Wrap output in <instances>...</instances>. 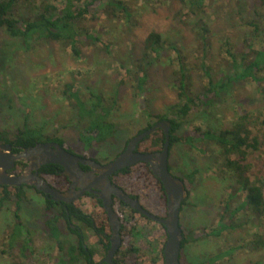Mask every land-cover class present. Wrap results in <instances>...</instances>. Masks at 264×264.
<instances>
[{
  "label": "rangeland",
  "instance_id": "obj_1",
  "mask_svg": "<svg viewBox=\"0 0 264 264\" xmlns=\"http://www.w3.org/2000/svg\"><path fill=\"white\" fill-rule=\"evenodd\" d=\"M24 1L17 6L15 17H34L38 13L37 4L33 3V0ZM125 2L135 12L136 27L126 33L123 31L122 20L114 19L111 22L105 17H99L88 25L98 32L102 42L97 43L95 47L90 45L81 48V55L78 56H74L70 49H63L53 42H41L34 51L27 53L22 50L19 42L5 33H0V98L2 95L5 97L0 99V130L16 132L22 127L24 116L30 111L32 113L28 118L30 127L37 128L46 123L45 128L48 132L58 130L56 136L62 138L68 147L79 151L74 146L78 133L77 128H73L72 110L62 97L65 84H74L75 88L87 98L98 93L106 98L114 97L117 105L115 114L122 121L140 118L143 120L141 123L145 124L151 121L147 116L149 113L166 115L169 113L167 111L169 107L178 103L171 85L177 68V59L172 51H164L163 58L150 69L146 84L148 92L143 98L137 97L131 87L132 79L126 74L128 69L134 68L133 59L140 56L144 40L151 32L161 34L166 45L175 44L188 56L190 88L192 95H195L207 82L200 67L196 66L199 65V61L197 62L199 56L195 51L199 45V40L196 38L198 26L203 25L208 29L206 37L210 40V46L206 48L208 55L204 60L216 79L224 76L228 68L223 44L228 42L232 48L241 51L244 35L248 32L245 26L247 22L253 20L264 26V10L259 0H206L203 11L196 16L188 15V9L179 0H162L156 3L150 0H125ZM49 3L57 7L61 6V0H49ZM106 44L109 46L108 52L102 51ZM254 46L257 48L258 45ZM168 58H172V61ZM260 86L261 94L253 82L237 84L229 97L221 98L207 113L201 107H192L182 128L184 132L182 131L180 136L186 137L188 132L197 127L204 130L210 128L213 131L231 128L234 123L242 121L246 116L243 122L251 132L250 137L259 136V141H264V83ZM202 113L208 114L205 116L206 119L203 118ZM130 131H125L120 136L127 139L132 135ZM123 143L124 140L121 145L117 144L111 148L110 146L100 149L95 147L89 152L98 160L107 157L106 160H101L106 163L113 158V155L120 153L119 151L124 147ZM263 144L258 151H249L246 160V163L250 164L251 183L255 177L264 179ZM207 151L200 153L198 149L189 150L185 146L178 145L174 147L172 156L174 158L170 160L172 166L174 165L171 174L176 177H179L176 168L199 169L198 182L186 199L187 205L180 210V225L184 229L192 230L194 234L200 233L199 230L203 227H209L205 230L206 233L211 227H215L219 213L222 212L228 199L227 186L231 183L226 171L221 168L223 166L217 148L211 146ZM175 163H178V167H175ZM136 188L137 186H134V189ZM243 196L244 193H240V197ZM28 198L29 202L23 203L19 213L24 225L15 231V240L10 245L8 239H5V234L13 230L15 220L12 210L15 207L9 203L2 204L0 264L19 262L20 264H58L62 254L57 245L48 239L45 226L42 225L45 217L39 210L44 206L43 198L35 196L33 191H28ZM240 201V198H236L232 209ZM78 204L82 212L88 216H94L100 210L98 204L90 197L80 198ZM125 211L129 209L126 208ZM246 220L248 223L243 229L232 233L224 232L218 239L206 237L196 243L190 242L185 247L187 260L192 264H199L208 257L214 256L218 250L223 251L238 246L241 249L235 254L232 249L227 250L229 252L227 255H233L232 260H223L217 264L264 262V248L258 251L245 249L247 242L257 239L258 236L264 239V220L251 212H246L239 215L236 222ZM137 226L141 229L142 235L133 239V244L139 249L134 256L132 255L136 260L135 264H162L158 251L166 241V232L164 233L160 225L152 221L149 223L140 221ZM62 227L68 236L76 240V237L67 232L64 221ZM83 230L84 228L81 229L84 234ZM29 236L32 242L28 240ZM87 238L90 240L89 245L94 244L96 236L88 233ZM102 259L101 254L95 257L97 262Z\"/></svg>",
  "mask_w": 264,
  "mask_h": 264
},
{
  "label": "trees",
  "instance_id": "obj_2",
  "mask_svg": "<svg viewBox=\"0 0 264 264\" xmlns=\"http://www.w3.org/2000/svg\"><path fill=\"white\" fill-rule=\"evenodd\" d=\"M21 1L23 0H0V33H5L19 42L22 50L27 53L34 51L41 42H53L63 49H70L74 56L81 55V48L90 45L95 47L97 43L102 42L98 32L92 30L88 25L89 22L95 21L99 17H105L111 22L114 19L122 20L123 31L126 33H129L137 25V21L134 20L135 12L125 0H61L60 7L52 5L49 0H33V3L37 4L38 13L32 18L15 17L14 12ZM150 1L156 3L162 0ZM179 1L188 9V15L196 16L203 11L206 0ZM259 1L261 8L264 10V0ZM245 26L248 32L244 35L241 51L232 48L228 42L223 44L227 56L228 71L226 70L225 75L219 79L213 77L210 67L205 64L204 60L208 55L206 48L210 46V40L206 37L208 29L203 25L198 26L199 31L196 38L199 40V45L195 51L199 56L197 60L199 65L196 66L200 67L207 82L195 95H192L190 88L191 83L187 67L188 56L183 54L182 50L175 44L169 43L166 45L159 33L151 32L145 38L140 56L133 59L135 62L134 68L128 69L126 74L132 79L130 81L131 87L137 97L143 98L148 92L146 84L150 69L163 58L164 51L175 53L177 68L174 71V79L171 85L176 93L178 103L169 107L167 110L169 113L166 115L149 113L147 116L151 118V121L145 124L141 123L143 120L140 118L128 120L127 122L122 121L115 114L117 110L116 98H106L101 93L92 94L87 98L86 95H82L75 88L74 84L67 83L63 87L62 97L72 110L73 128H77L78 133L74 146L79 151L73 147H68L62 138L57 137L58 130L48 132L45 128L46 123H43L41 127H30L28 125V118L32 115L30 111L26 113L22 127L18 128L16 132L6 129L0 130V144L12 145L13 152L18 153L21 149L35 146L38 143L55 142L71 154L100 164H106L116 158L119 153H116L112 159L104 163L103 161L107 157L98 160L92 157L89 151H92L95 147L100 149L109 146L111 148L117 144L121 145L124 140V147L121 149L123 151L133 137L147 131L157 122L167 120L170 123L168 158L170 173L171 168L174 166H172L170 160L174 158L172 156L175 146L182 145L189 150L198 149L200 153H207L211 146L216 147L220 155L219 160L222 161L221 166L223 167L221 168L226 171V175L229 176L228 179L231 180V183L227 186L229 190L228 199L222 212L219 213L215 227H211L208 233L205 230L209 227H203L199 230L200 233L194 234L192 230L184 229L180 225L183 241L179 261L180 264H192L187 260L185 252V247L190 242L196 243L206 237L218 239L224 232L232 233L243 229L248 221H236L239 215L246 212H251L254 216L264 220V179L261 180L255 177L251 183L249 178L250 164L246 163L249 151H258L264 141L260 142L259 136L250 137L251 132L248 130L246 123L243 122L246 116L242 118V121L234 123L231 128L213 131L210 128L204 130L197 127L188 132L186 137L180 136L186 116L192 107H201L207 113L210 108L216 106L221 98L229 97L237 84L246 81L255 83L259 94H261L260 85L264 83V26L253 20L248 21ZM254 45H258L257 48ZM102 51L108 52L109 46L104 45ZM168 59L172 61V58ZM170 61L169 63H171ZM118 86L120 87V84ZM115 92L117 93V91ZM3 97L4 95L0 99ZM207 115H203V118L206 119L205 116ZM125 131H130L129 133L132 134L127 139L120 136ZM164 142L163 132L156 130L143 139L137 145L135 151L141 154L157 153L162 150ZM25 166L24 163L18 162L10 173L18 175ZM175 167H178V163H175ZM82 169L88 171L87 167H82ZM176 169L179 174L178 178L183 181L189 196L196 182H198L199 169ZM61 171L60 166L50 164L39 169V176L52 188L65 192L69 181L65 176L60 175ZM110 181L130 198L136 199L139 205L148 213L160 219L166 218L167 198L163 186L154 177L146 164L138 163L119 170L110 177ZM134 186H137V188L134 189ZM0 190V212L3 203L12 204L15 207L12 210L13 219L15 220L13 230L5 234V239H8L9 245L15 240V231L24 225L19 213L22 210L23 203L29 202L28 191H33L35 196L43 198L44 206L39 210L45 217L42 225L45 226L48 239L57 245L59 252L62 254L61 263L104 264L102 260L97 262L95 257L101 254L104 258L110 247L111 229L100 200L93 196L90 197L93 202L98 204L100 210L94 216H88L82 212L78 200L71 205H63V207L62 204L50 200L31 186L23 185L17 188L0 186ZM240 193H244V196L240 197ZM236 198H240L241 201L237 202V206L232 209V204L235 203ZM184 205H187L186 201L182 207ZM126 208L129 211L126 212ZM112 209L117 214L121 224L119 230L121 246L114 256V262L115 264H132V262L135 264L136 260L132 255L134 256L139 249L133 244V239L142 235L141 229L137 225L140 221H145V223L151 221L140 216L136 211L115 198H112ZM62 221L65 223L67 232L76 237V240L66 234L62 227ZM160 227L165 233V229L161 225ZM82 228H84V234L81 231ZM88 233L96 236L92 245L88 244L90 242L87 238ZM28 240L31 241L30 236ZM164 244L158 251V257L162 260V264H164ZM261 248H264V239L259 236L257 239L247 242L245 246L247 251H258ZM229 249H232L231 251L235 254L241 248L234 246ZM229 249L218 250L214 256L208 257L199 264H217L223 260L230 261L233 255H227ZM123 250L124 252L121 253ZM60 261L58 264H60ZM259 264H264V262H259Z\"/></svg>",
  "mask_w": 264,
  "mask_h": 264
},
{
  "label": "water",
  "instance_id": "obj_3",
  "mask_svg": "<svg viewBox=\"0 0 264 264\" xmlns=\"http://www.w3.org/2000/svg\"><path fill=\"white\" fill-rule=\"evenodd\" d=\"M156 130H161L165 136L162 150L148 154L136 152L137 145ZM169 133V121L157 122L147 131L133 137L124 151L106 164L71 154L55 142L38 143L35 146L23 148L18 153L13 152L12 145L0 144V186L10 188L23 185L31 186L50 200L62 205H71L86 193L95 194L101 200L111 229L110 247L102 259L104 264H115L114 256L120 247L119 230L121 224L117 214L112 209V198L116 197L139 215L165 229L166 241L163 247V262L164 264H180L179 258L183 241L180 210L188 197V192L183 181L172 175L168 169ZM18 162L24 163L25 169L18 175L11 174L10 172ZM138 163L146 164L163 186L167 198V216L165 219L157 218L145 211L136 199L130 198L110 181V177L117 171ZM50 164L62 168L61 174L71 184L69 190L60 192L39 176V169ZM82 167H88L89 170L84 171Z\"/></svg>",
  "mask_w": 264,
  "mask_h": 264
},
{
  "label": "flooded vegetation",
  "instance_id": "obj_4",
  "mask_svg": "<svg viewBox=\"0 0 264 264\" xmlns=\"http://www.w3.org/2000/svg\"><path fill=\"white\" fill-rule=\"evenodd\" d=\"M123 151H124V150H123ZM123 151H121L120 153H122ZM120 153H119V154H120ZM119 154H118V155H119ZM25 167H26V166H25ZM25 167L22 169V171L25 169ZM87 168H88V167H87ZM88 170H89V168H88ZM60 175H62L61 172H60ZM70 185H71V184H70V182H69L66 191L70 189ZM77 189H78V188H77ZM92 196L95 197L97 200H100L95 194H88V193H86L83 197H92ZM113 198L117 199L116 197H113ZM117 200H118V199H117ZM100 201H101V200H100ZM118 201L121 202L120 200H118ZM182 205H183V204H182ZM62 206H63V205H62ZM63 207H64V206H63ZM140 216H141V215H140ZM150 221H151V220H150ZM109 241H110V238H109ZM120 246H121V241H120ZM119 248H120V247H119Z\"/></svg>",
  "mask_w": 264,
  "mask_h": 264
}]
</instances>
